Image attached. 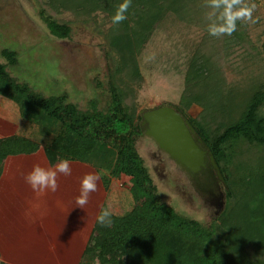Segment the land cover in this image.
I'll return each instance as SVG.
<instances>
[{
	"label": "trees",
	"instance_id": "1",
	"mask_svg": "<svg viewBox=\"0 0 264 264\" xmlns=\"http://www.w3.org/2000/svg\"><path fill=\"white\" fill-rule=\"evenodd\" d=\"M39 2L42 21L59 40L72 34L70 26L57 21L63 12H72L76 19H89L99 11L109 13L113 20L109 39L121 62L117 72L124 74L128 84L141 79L137 54L154 26L168 13L214 26L209 31L211 48L195 56L187 72L184 98L177 108L209 145L227 183L226 209L208 226L162 202L136 147V137L141 133L137 120L142 117L137 114L132 87L126 84L120 88L111 82L106 110H81L67 96H34L28 86L11 76L7 65L0 64V96L15 102L22 118L38 128L53 164L67 160L91 165L107 191L113 180L122 176L130 180L134 207L124 215L103 207L101 213H112V223L101 225L97 219L80 264H264V88L257 90L237 120L230 122L228 87L217 65L218 55L221 60L228 40H243L244 30L228 17L226 1ZM2 56L9 66L16 65L15 52L4 50ZM202 92L212 93L214 98L203 124H198L186 116V110ZM37 148L24 140L0 141V177L9 154Z\"/></svg>",
	"mask_w": 264,
	"mask_h": 264
},
{
	"label": "rangeland",
	"instance_id": "2",
	"mask_svg": "<svg viewBox=\"0 0 264 264\" xmlns=\"http://www.w3.org/2000/svg\"><path fill=\"white\" fill-rule=\"evenodd\" d=\"M224 1L228 17L244 30L240 42L227 41L221 60L217 54V65L223 70L228 87L229 120L234 122L251 96L264 88V0ZM40 10L39 0H0V64L7 65L11 76L28 86L34 96L47 99L67 96L81 110H106L111 82L120 88L126 84L132 87L140 117L143 111L160 106L179 109L189 67L197 54L212 45L209 40L212 24H198L168 13L154 26L137 54L141 79L128 84L124 74L117 72L121 62L109 39L113 27L109 13L99 11L89 19H76L72 12H63L57 21L70 26L72 34L69 39L59 40L50 34ZM4 50L17 54L15 66L8 65L2 56ZM213 98L212 93H200L186 110V116L203 124ZM261 115L264 117V107ZM141 122L142 119L137 120L138 124ZM136 147L162 202L206 226L223 214L227 188L222 183L215 190L221 202L216 208L196 192L188 176L143 133L136 137ZM208 175L209 172L204 177ZM130 188L126 176L110 186L108 203L117 215H124L134 207Z\"/></svg>",
	"mask_w": 264,
	"mask_h": 264
},
{
	"label": "crops",
	"instance_id": "3",
	"mask_svg": "<svg viewBox=\"0 0 264 264\" xmlns=\"http://www.w3.org/2000/svg\"><path fill=\"white\" fill-rule=\"evenodd\" d=\"M24 140L36 150L9 154L0 177V261L6 264H80L109 194L91 165L68 161L71 175L57 174L58 189L37 194L25 177L34 166L56 170L38 128L25 121L18 105L0 96V141ZM98 176L97 190L80 208L83 177ZM116 180L112 181V184Z\"/></svg>",
	"mask_w": 264,
	"mask_h": 264
},
{
	"label": "water",
	"instance_id": "4",
	"mask_svg": "<svg viewBox=\"0 0 264 264\" xmlns=\"http://www.w3.org/2000/svg\"><path fill=\"white\" fill-rule=\"evenodd\" d=\"M141 128L197 189L202 185L201 174L213 172L217 181L227 183L209 145L197 133L191 122L175 107L160 106L141 113Z\"/></svg>",
	"mask_w": 264,
	"mask_h": 264
},
{
	"label": "clouds",
	"instance_id": "5",
	"mask_svg": "<svg viewBox=\"0 0 264 264\" xmlns=\"http://www.w3.org/2000/svg\"><path fill=\"white\" fill-rule=\"evenodd\" d=\"M123 17H117L122 19ZM62 173L65 176L71 175V168L67 160L61 161L56 170L47 169L36 165L32 171L25 177L27 183L31 186L32 190L38 195L45 193L48 190L56 192L58 189L57 174ZM98 176L93 173L86 174L81 181L80 195L76 198V204L83 208L88 203L89 195L97 190ZM112 213L109 210H104L98 217V222L101 225L110 226Z\"/></svg>",
	"mask_w": 264,
	"mask_h": 264
},
{
	"label": "flooded vegetation",
	"instance_id": "6",
	"mask_svg": "<svg viewBox=\"0 0 264 264\" xmlns=\"http://www.w3.org/2000/svg\"><path fill=\"white\" fill-rule=\"evenodd\" d=\"M140 132L145 134V128H141ZM207 172H209L207 177H204V174H201L202 185L196 192H199L205 200H209L217 208L221 205V202H219L220 198L215 190H218L219 187H221V182L217 181L216 175L213 172L208 170L205 174Z\"/></svg>",
	"mask_w": 264,
	"mask_h": 264
}]
</instances>
